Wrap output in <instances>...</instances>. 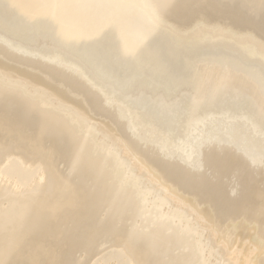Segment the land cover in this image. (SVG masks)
Listing matches in <instances>:
<instances>
[{
  "label": "bare ground",
  "instance_id": "6f19581e",
  "mask_svg": "<svg viewBox=\"0 0 264 264\" xmlns=\"http://www.w3.org/2000/svg\"><path fill=\"white\" fill-rule=\"evenodd\" d=\"M0 264H264V0H0Z\"/></svg>",
  "mask_w": 264,
  "mask_h": 264
}]
</instances>
